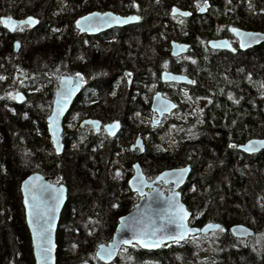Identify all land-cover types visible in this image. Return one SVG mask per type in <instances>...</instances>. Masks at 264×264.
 <instances>
[{
    "label": "trees",
    "instance_id": "trees-1",
    "mask_svg": "<svg viewBox=\"0 0 264 264\" xmlns=\"http://www.w3.org/2000/svg\"><path fill=\"white\" fill-rule=\"evenodd\" d=\"M0 3V14L34 15L43 23L16 35L0 26V264H34L20 193L21 181L34 172L68 189L57 233L56 264H104L95 257L97 245L111 239L118 217L138 201L127 184L135 161L148 178L189 164L191 174L181 192L193 212L191 224L218 222L223 231L190 237L157 251L133 245L123 248L111 264H192L203 246L208 248L211 264H264V151L246 155L237 149L250 138L264 137V44L236 55L234 63L223 57L229 52L207 46L212 38L235 41L229 25L264 32V0H63L58 6L45 0L37 11L25 10L21 0ZM204 3L206 12L197 13ZM173 5L191 15L171 17ZM91 10L141 18L137 24L103 34V60H97L98 42L80 36L74 27L75 19ZM145 24L152 26L151 33L141 39L139 50L133 49L131 43L140 39L137 29ZM23 32L30 36L21 37ZM38 36L42 37L39 52L30 55L27 46ZM149 38L154 41L147 46ZM15 40L21 44L18 52ZM172 40L191 45L186 58L171 56ZM86 43L95 50L90 57ZM123 70L134 73L130 92L125 79H120ZM163 70L188 74L194 85L190 91L179 90L176 84L163 85ZM107 71L114 73L108 77ZM64 72L86 75L91 98L98 93L104 108L98 111L90 103L88 110L71 109L64 119L63 138L74 144L56 155L46 122ZM18 73L26 77L20 79ZM114 76L120 87L111 84ZM158 89L179 105L152 128L146 119L151 113L149 100ZM18 90L31 92L22 104L12 98ZM188 100L195 103L186 106ZM78 104L86 105L83 97ZM86 115L103 122L122 117V130L116 139L104 132V146L97 147L95 140H85L84 130H73V119L79 122ZM144 127L145 150L134 154L128 147ZM71 174L77 185L95 190L74 194ZM234 223L254 228L257 236L234 238L229 232Z\"/></svg>",
    "mask_w": 264,
    "mask_h": 264
},
{
    "label": "water",
    "instance_id": "water-1",
    "mask_svg": "<svg viewBox=\"0 0 264 264\" xmlns=\"http://www.w3.org/2000/svg\"><path fill=\"white\" fill-rule=\"evenodd\" d=\"M207 6H208L207 3L201 5L199 9H202V10H199V13H204ZM174 8L178 10V12L175 14L173 13ZM181 12H186L188 13V15L181 16L179 14ZM94 13H100V14L111 13L112 16L119 17L121 20H124L125 22L124 23H107V24L99 23V20L101 18L91 15ZM170 15L173 17L179 16L182 18H187L190 16V12L181 9L177 5H174L171 7ZM133 16L139 17V19L137 20L128 19ZM28 17H32L36 22L34 24H31L30 26L28 24H17L15 28L11 30L8 27H5L3 23H1V27L7 30L10 34H15L18 27H28L30 30H33L40 23L39 18L34 15H28L20 19L14 16H6V15L1 16L0 18H3V19L11 18L14 21H25L27 20ZM82 17H90V22L93 25L91 30L87 29V26L84 21H81V27L85 28L84 31H81L80 28L77 27L76 21L81 20ZM140 20H141L140 16L137 14L122 15L112 10H105V11L92 10V11H89L88 13L78 16L74 21V27L81 34L87 33L89 35H93V34H99L101 32L107 31L112 28H123L129 25L137 24L140 22ZM231 28L238 29L240 32H243V33H253V34H258V35H256L254 40L247 43V46L241 47L242 38L240 36L235 35L233 32H231L230 31ZM227 30L236 38L238 42V49L240 51H246L255 46L264 44V32L263 31L245 29V28H240V27L233 26V25H229L227 27ZM225 42L228 45V47L220 46ZM214 44L217 46L214 47L213 46ZM20 46H21L20 42L15 41L14 51L18 52L20 49ZM207 46L208 48L215 50V51H235L236 52V49H234L231 41L226 37L212 38L208 40ZM190 48H191V45L187 42H180L176 40H172L170 42V54L172 57H179V56L186 55L189 52ZM125 76L128 79V84H131V81H132L131 73L126 71ZM168 76L183 77L184 79H168L166 78ZM18 77L24 78V75L22 73H19ZM67 78L72 79L74 90L72 91L71 95L68 96L67 102L64 103L63 110L56 117L57 131L55 135L59 143V151H57L56 147H54L53 145V131L50 129V126H49V117L53 115V110L57 107L56 102L58 100L63 102L62 97L59 95V93L62 90L66 89L67 85H62L61 81ZM161 80L162 82H165V83H176L180 85H189L192 83V79L189 76L185 74L175 73L170 70H163L161 72ZM82 89H83V76L81 74L79 75V77H77V75L72 76L67 73H63L60 76L59 82L55 88V95H54V100L52 103V108H51L50 114L46 122V133L49 137V142L51 143L53 151L56 155H61L65 149V143H64L63 135H62L63 134V122L68 112L70 111V108L75 98L79 95ZM12 98L16 104H22L27 100V95L24 91L18 90L15 93H13ZM165 106H166V110H164ZM177 108H178V104L174 100L165 96L161 91H157L151 99V105H150V109L152 112L151 126L155 127L156 125L160 124L162 119L165 116H170L173 112L177 110ZM113 123H115L118 126L115 128H112L111 132H109L106 126L112 125ZM85 125H91L94 128V130L97 132L99 128L101 127L102 122L99 119L87 118L83 120L81 123L82 127H84ZM103 128L106 134H108L110 137H114L119 133L121 129V121L118 119H115L113 121L104 123ZM259 141H264V137L250 138L244 143L238 145L237 149L246 155H253V154L260 153L264 151V145H261L259 143L255 144L254 151L249 152L245 150L246 147L249 146L250 142H259ZM136 148L143 150V143H142L141 136H138L135 140V143L131 146L132 150H135ZM132 168H133L132 174L128 178L127 184H128L130 191L138 195V201L135 203L133 208L128 213L118 217L117 225H116L114 233L112 234L111 239L106 243L103 242L97 245V248L95 250V257L100 262L104 264L113 263L117 259V257H119L120 251L123 248H129V247H132L133 245L138 246L142 250L157 251L161 249L164 245L176 243V242H173L172 240H165L164 243H162L158 247H153V248L141 247L138 244H136L135 240H132V233L131 231H129V227H128L129 225L139 223V224H145L150 227H155L157 229H160L162 230L164 234L174 233L175 225L167 224V221L165 219L169 214L168 213V203H169V199L172 197H174L179 202V204L183 206L184 210L187 212L188 215L184 223L187 226V228L193 230V231H190L185 236L184 239L180 240L177 243L184 242L188 240L190 237L197 236V235L207 236L210 233L218 232L219 229L222 228V225L220 223L212 222V221L206 222L201 226H195L190 223L192 216H193V212L189 210L186 204L183 202L182 192H181L182 187H184V185L187 183L188 178L191 174V166L189 164L185 166L164 169L161 172H159L154 178H151V179H149L146 176V174L143 171L142 166L140 165L138 161L132 165ZM185 168L187 169V171L183 173V176L180 179V181L178 183H175L174 181L176 180V173L178 172V170L185 169ZM165 173H167L168 175H164ZM29 178H32V185H29V187L34 186L33 192L28 194V199H29L30 204L32 202L31 196L35 194L37 196L41 209H44L49 206H54L55 205L54 198L57 195H60L58 206H55V211L50 213V215L52 216L51 232H50L51 250L48 253L49 260L47 261V264H56L57 233H58L60 220H61L64 208L68 200V189L65 184L53 182L49 177L43 175L40 172H34V173L29 174L20 183V193H21L22 206H23V215H24V220H25V224L27 227V231L29 233L34 264H38L37 248L34 245L33 230L32 228L29 227V223H28L29 218L27 215V211L25 209V193L22 191V186L24 185V182L29 180ZM48 185H51L52 188H55V189H59L62 187L63 193L59 194L58 192L52 191L51 188H47ZM141 192L144 193L143 196L141 195ZM207 225H216V226H219V228H207V230H203L206 228ZM229 232L234 238L239 239V240L253 238L257 234L254 228L246 224H243V223L232 224L229 227ZM123 239L132 240V243L131 244H118L115 247L114 254L111 256L110 259L104 260V259H100L97 256V252L100 246L107 248L111 244H116L117 240H123ZM44 246H47V245H44ZM41 264H43L42 260H41Z\"/></svg>",
    "mask_w": 264,
    "mask_h": 264
},
{
    "label": "snow or ice",
    "instance_id": "snow-or-ice-1",
    "mask_svg": "<svg viewBox=\"0 0 264 264\" xmlns=\"http://www.w3.org/2000/svg\"><path fill=\"white\" fill-rule=\"evenodd\" d=\"M206 2V0H205ZM135 6V5H133ZM202 10V9H199ZM177 9H173V13H177ZM181 16H186L188 13L186 12H181L179 13ZM92 16L95 17H100L101 19L99 20V23H124V20H121L119 17L112 16L111 13H94L91 14ZM110 18V19H109ZM128 19L131 20H137L139 17H130ZM81 21H84L87 29L91 30L92 29V23L90 22V17H82L81 20L76 21V25L78 28H80L81 31H84L85 28L81 27ZM36 21L32 17H28L27 20L25 21H14L11 18L3 19L0 18V23H3L5 27H8L10 30L15 28L17 24H28L29 26L31 24H34ZM231 32H233L235 35L240 36L241 39V47L247 46V43L251 42L252 40L255 39L256 35L258 34H253V33H243L240 32L238 29L231 28ZM246 38V39H245ZM214 47L217 45H213ZM220 46L228 47V45L223 43ZM166 63V62H165ZM77 77H79V73L76 74ZM168 79H184L183 77H171L168 76L166 77ZM0 79H3V77H0ZM62 85H67L66 89L62 90L59 95L62 97V101L58 100L56 102L57 107L53 110V115L49 117V126L50 129L53 131V145L56 147L57 151H59V143L56 138V131H57V115L63 110L64 103L67 102L68 96L71 95L72 91L74 90L73 88V81L71 78H67L65 80L61 81ZM261 87H264V85H261ZM229 98L231 99V94H229ZM235 102V101H234ZM166 110V106L165 109ZM115 123L112 125L106 126L111 132L112 128L117 127ZM259 143L261 145H264V141H259V142H250L249 146L246 147V151H254L255 150V144ZM229 147H234V145H229ZM187 169H180L176 173V180L174 181L175 183H178L180 179L183 176V173L186 172ZM119 175V173H117ZM164 175H168L165 173ZM29 185H32V178H29V180L24 182V185L22 186V191L25 193V209L27 211L28 215V223L29 227L32 228L33 230V240H34V245L37 248V256H38V264H41V260L43 261V264H47V261L49 260L48 253L51 250V240H50V232H51V221H52V216L50 215L51 212L55 211V206H58L59 200H60V195H57L55 199V205L54 206H49L44 209H41L40 204L38 202L37 196L33 194L31 196V204L29 203L28 199V194L33 192V188L29 187ZM47 188H51L52 191L58 192L59 194L63 193V188L55 189L52 188L51 185H48ZM141 195L143 196L144 193L141 192ZM115 207V205H113ZM168 216L165 218L167 221V224L169 225H175V232L171 234H164L162 230L157 229L155 227H150L145 224H133L129 225V231L132 233V240H135L136 244H138L141 247H148V248H153V247H158L162 243H164L165 240H172L173 242H179L180 240L184 239L185 236L190 232L193 231L192 229L187 228L185 225L184 221L187 218V212L184 210L183 206L179 204V202L174 198L169 199L168 203ZM207 228H219V226L216 225H207L205 229ZM220 231H223V229H219ZM132 240L129 239H123V240H117L116 244H111L107 248H104L103 246H100L97 252V256L100 259H110L111 256L114 254V249L118 244H131ZM47 245V246H44Z\"/></svg>",
    "mask_w": 264,
    "mask_h": 264
},
{
    "label": "flooded vegetation",
    "instance_id": "flooded-vegetation-1",
    "mask_svg": "<svg viewBox=\"0 0 264 264\" xmlns=\"http://www.w3.org/2000/svg\"><path fill=\"white\" fill-rule=\"evenodd\" d=\"M62 1L63 0H53V3L56 5V6H58L60 3H62ZM178 7H180L179 5H177ZM172 7V6H171ZM170 7V8H171ZM181 8V7H180ZM181 9H183V8H181ZM185 10V9H184ZM207 10V9H206ZM206 10H205V12H206ZM92 11V10H91ZM188 11V10H187ZM190 12V11H189ZM204 12V13H205ZM88 13V12H87ZM169 13H170V11H169ZM191 13V12H190ZM197 13H199L198 12V10H197ZM204 13H200V14H204ZM3 15H6V16H12V15H7V14H4V13H1L0 14V17L1 16H3ZM66 15V14H65ZM65 15H62L61 14V17L63 16V17H65V19H66V16ZM26 16H28V15H26ZM15 17V16H14ZM25 17V16H24ZM24 17H20V18H24ZM16 18H18V19H20L19 17H16ZM39 18V17H38ZM64 19V20H65ZM39 20H40V18H39ZM61 20H63V19H61ZM46 21V20H45ZM44 21V22H45ZM42 22L40 21V23L38 24V26L36 27V28H34V29H37L38 27H41L42 26ZM61 23L59 22V25H60ZM0 26H1V23H0ZM65 26V28H66V30L67 31H69L70 30V26H67V25H64ZM127 27V26H126ZM21 29H22V31L23 30H27V31H31L28 27H18V29H17V31H16V33L15 34H12V35H16L17 33H20V31H21ZM112 29H115V28H112ZM112 29H109V30H107V31H104V32H101V33H99V34H93V35H89V34H87V33H85V34H81L78 30H76L77 31V33L80 35V36H85L87 39H95V41H97L98 42V45H99V47H98V52H97V54H100V55H98V56H101V58H100V60H103V47H104V43H105V39H104V37H103V34H105L106 32H108V31H111ZM67 33V32H66ZM15 41H18V40H15ZM14 41V42H15ZM230 41H231V43H232V45H233V47H234V49H236V52L235 51H227V52H229V54H223V57H228L231 61H233L234 60V58L236 57V55H239L240 53H243V52H246V51H249V50H246V51H240L239 49H238V42L236 41V39H235V41H232L231 39H230ZM180 42H182V41H180ZM260 46V45H259ZM259 46H255V47H253V48H256V47H259ZM86 48H87V50L91 53H93V52H95V50H94V48H93V46L90 44V45H88L87 43H86V46H85ZM253 48H251V49H253ZM102 52V53H101ZM220 52H226V51H220ZM189 53V52H188ZM188 53L186 54V55H183V56H179V57H181V58H186V56L188 55ZM235 55V56H234ZM174 58H178V57H174ZM126 71H128V72H130L131 73V75H132V81H131V84H128V79H127V77L125 76V72ZM170 71H172V70H170ZM108 72V71H107ZM162 72V71H161ZM173 72V71H172ZM64 73H67V72H64ZM79 74H81L82 76H83V89H82V91L79 93V95L75 98V100H74V102H73V104H72V106H71V108H70V110L71 109H73V110H79V109H85L86 108V110H88V107H89V104L91 103V105H94L93 107H95L98 111H103V108H104V101H103V98H100L99 96H98V93H96V95L95 96H93L92 98H91V96H90V93H91V91L90 90H88V88H87V76L86 75H84L83 73H81V72H78ZM109 74H106L108 77H109V75L111 74V75H113V73L114 72H108ZM63 74V73H62ZM61 74V75H62ZM67 74H70V75H76L77 73H74V74H72V73H67ZM180 74H185V73H180ZM60 75V76H61ZM185 75H187V76H189L188 74H185ZM191 79H192V83L191 84H189V85H180V84H176V83H165V82H162V80H161V73H160V82H161V84H163V85H167V84H171V85H173V84H176L177 86V88L179 89V90H182V91H190V87L192 86V85H194V79L191 77V76H189ZM60 78V77H59ZM115 79V80H114ZM120 79H125V81H126V85H127V89H128V92H130V90L132 89L131 87L133 86V84H134V81H135V78H134V73L132 72V71H130V70H123L122 71V76L120 77ZM111 84H116V86L117 87H120L121 86V84L119 83V80L117 79V77L116 76H114L112 79H111ZM116 81H117V83H116ZM58 82H59V80H58ZM58 84V83H57ZM57 84H56V86H57ZM56 86H55V88H56ZM157 91H161V90H156V92ZM155 92V93H156ZM162 92V91H161ZM154 93V94H155ZM163 93V92H162ZM153 94V95H154ZM164 94V93H163ZM54 95H55V89H54ZM54 95H53V100H54ZM153 95H152V97H153ZM165 95V94H164ZM165 96H167V95H165ZM80 97H83L84 98V101L86 102V105L85 104H78V100H79V98ZM152 97L150 98V100H149V107H150V105H151V99H152ZM167 97H169V96H167ZM169 98H171V97H169ZM172 99V98H171ZM91 100V101H90ZM172 100H174V99H172ZM177 104H178V102L176 101V100H174ZM52 103H53V101H52ZM193 103H195V101H193ZM193 103L190 101V100H188L187 102H185V105L186 106H189L190 104H192L193 105ZM179 105V104H178ZM85 107V108H84ZM52 108V107H51ZM150 111H151V109H150ZM87 118H92V119H99L101 122H102V125H101V127L99 128V130L96 132L95 130H94V128L91 126V125H85L84 127H82L81 126V123H82V121L83 120H85V119H87ZM150 118V119H149ZM164 118H166V117H164ZM164 118L162 119V121L164 120ZM115 119H117V118H115ZM115 119H112V120H109V121H107V122H110V121H113V120H115ZM74 120V128H73V130L74 129H76V130H84V132L86 133V136H85V140H87V141H91V140H95V143H96V145H97V147H103L104 146V141H103V133L105 132V130H104V128H103V126H104V123H107V122H103L100 118H97V117H89V116H85L83 119H81V121H79V122H77L75 119H73ZM118 120H120L121 121V129H120V131H119V133L121 132V130H122V127H123V121H122V117H121V119L120 118H118ZM147 120V122L149 123V125H150V127H152L151 126V123H152V112L150 113V116H148V118L146 119ZM70 121V120H69ZM161 121V122H162ZM159 125V124H158ZM157 126V125H156ZM155 126V127H156ZM139 127H141V126H139ZM152 128H154V127H152ZM139 129V128H138ZM146 132L147 131H145V127L143 128V129H141V130H138L137 131V133L138 134H136V135H134L133 137H132V140H131V144L129 145V147H128V150L129 151H131L132 153H134V154H140V153H142V152H144V150H145V137H146ZM106 133V132H105ZM118 133V134H119ZM118 134L116 135V136H114V137H110L108 134V136L110 137V138H113V139H116V137L118 136ZM63 135V134H62ZM138 136H141V138H142V143H143V150H140L139 148H136L135 150H132L131 149V146L135 143V140H136V138L138 137ZM96 137V138H95ZM63 140H64V138H63ZM74 142V140L72 141V143H71V141L69 142H67V141H65L64 140V143H65V148H66V146L68 145V144H74L73 143ZM52 147V146H51ZM136 162V161H135ZM134 162V163H135ZM134 163H132V165L134 164ZM132 165H131V167H132ZM115 166V165H114ZM142 166V165H141ZM143 168V167H142ZM133 169V168H132ZM117 173H119V170H117L116 171V174ZM118 175V174H117Z\"/></svg>",
    "mask_w": 264,
    "mask_h": 264
},
{
    "label": "rangeland",
    "instance_id": "rangeland-1",
    "mask_svg": "<svg viewBox=\"0 0 264 264\" xmlns=\"http://www.w3.org/2000/svg\"><path fill=\"white\" fill-rule=\"evenodd\" d=\"M22 3L24 4L23 6H25V10H35L37 11L36 9L38 8V5L41 4L42 2H44L45 0H21ZM1 4V3H0ZM0 7H2L0 5ZM0 12H2V10H0ZM141 19V18H140ZM144 25V24H143ZM146 26H141L139 29H137V33L139 34V37L140 39L137 38V42L136 44L134 43H131V47L133 49H136V50H139V42L141 41V39L143 40V38L145 36H148L149 33H151L150 29L152 26H150L149 24H145ZM142 33V35H141ZM28 36H30V33H26V32H23L21 34V37L23 38H27ZM41 36H38V37H35V41L31 42L27 48V52L31 55V54H34V53H37L39 47H41ZM154 40L152 38H149L147 40H145V43L147 44V46H149V44H152ZM141 44V43H140ZM128 46H129V43H128ZM113 47V46H112ZM111 47V48H112ZM113 49V48H112ZM39 52V51H38ZM89 55V54H88ZM92 55V52L90 53L89 57ZM100 54H97V60H99V58H101V56H98ZM244 57V56H243ZM244 60V59H243ZM234 63V61H232ZM107 67H105V71H106ZM106 74H109L108 72H106ZM30 89H33L34 87L31 86V84L29 85ZM37 89V88H36ZM29 96L31 95V92L28 93ZM124 102V101H123ZM123 102L121 104H119L121 107L123 105ZM120 103V102H119ZM119 107V106H118ZM120 107L118 108V111H119ZM150 119V118H149ZM75 171V169H73ZM72 170V171H73ZM77 174V173H76ZM72 175V174H71ZM74 179L75 177L72 175V181L74 182ZM75 183V182H74ZM76 184V183H75ZM80 184V183H79ZM95 188H91L89 186H83V185H75L74 187V194H79V193H88V192H91V191H94ZM98 192V191H97ZM66 214V213H65ZM64 214V215H65ZM64 217V216H63ZM112 217V216H111ZM110 217V219H111ZM109 219V217H107ZM111 221V220H109ZM109 233V232H108ZM192 264H211V257H210V253L208 251V248L207 246H203L198 254V256L193 260Z\"/></svg>",
    "mask_w": 264,
    "mask_h": 264
}]
</instances>
